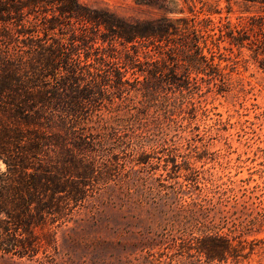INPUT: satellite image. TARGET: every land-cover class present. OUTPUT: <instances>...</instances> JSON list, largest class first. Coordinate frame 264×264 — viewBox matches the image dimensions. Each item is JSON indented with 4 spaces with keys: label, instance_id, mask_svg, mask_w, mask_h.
Masks as SVG:
<instances>
[{
    "label": "rangeland",
    "instance_id": "374dc122",
    "mask_svg": "<svg viewBox=\"0 0 264 264\" xmlns=\"http://www.w3.org/2000/svg\"><path fill=\"white\" fill-rule=\"evenodd\" d=\"M79 1L126 20L190 15L191 4L215 25L264 16L243 0L169 3L182 14L149 0ZM214 51L219 76L198 74V86L151 96L136 83L88 106L74 121L92 138L86 196L58 193L29 226L0 215V264H264V70L226 36ZM51 156L42 163L63 165Z\"/></svg>",
    "mask_w": 264,
    "mask_h": 264
},
{
    "label": "trees",
    "instance_id": "16d2710c",
    "mask_svg": "<svg viewBox=\"0 0 264 264\" xmlns=\"http://www.w3.org/2000/svg\"><path fill=\"white\" fill-rule=\"evenodd\" d=\"M149 1L183 13L169 5L174 0ZM188 7L190 15L126 20L79 0H0V215L29 226L31 210L40 215L57 208L58 193L74 203L86 196L94 170L83 153L92 138L77 133L74 121L108 94L137 83L144 95L159 96L198 86V74L219 76L214 48L224 36L264 70L262 14L215 25L210 9ZM51 152L61 167L42 163ZM200 251L214 258L209 248Z\"/></svg>",
    "mask_w": 264,
    "mask_h": 264
}]
</instances>
